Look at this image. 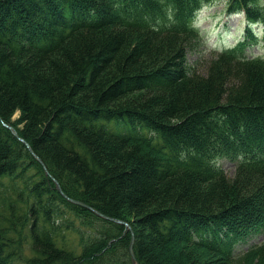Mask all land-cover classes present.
<instances>
[{
    "label": "trees",
    "instance_id": "16d2710c",
    "mask_svg": "<svg viewBox=\"0 0 264 264\" xmlns=\"http://www.w3.org/2000/svg\"><path fill=\"white\" fill-rule=\"evenodd\" d=\"M217 2L245 13L247 41L201 71L193 20ZM253 22L264 0H0V264H133L127 226L70 202L4 122L68 196L132 225L139 264L178 246L192 264H264V241L237 253L264 228Z\"/></svg>",
    "mask_w": 264,
    "mask_h": 264
},
{
    "label": "rangeland",
    "instance_id": "374dc122",
    "mask_svg": "<svg viewBox=\"0 0 264 264\" xmlns=\"http://www.w3.org/2000/svg\"><path fill=\"white\" fill-rule=\"evenodd\" d=\"M196 24L199 29L205 36L206 44L200 46L195 52H190L188 54L189 61L191 63H195L198 61L200 66V70L203 71L206 68V62L212 58L213 52L218 50L219 47H227L231 44H235L238 40L244 37V27L246 25L245 15L243 13H235L229 14L228 8L224 2H217L212 4L211 6L205 7L198 14L196 19ZM222 33V34H220ZM262 35V34H261ZM224 36V38H223ZM264 52L263 48H259L257 45H251L247 49L248 55H258ZM198 64L196 66H198ZM21 116V112L17 111L11 116L12 122L18 121ZM114 119L112 121H116ZM7 123V122H6ZM13 125L14 123H8ZM19 127H22L23 124L19 123ZM108 127L113 130L116 128L114 122L111 123V127L109 123H107ZM16 129L17 127L13 125ZM18 131V129H17ZM218 164L224 168L227 174L232 177L236 171L237 161L228 158H221L218 161ZM132 217L131 215H128ZM134 232V229H133ZM136 237V236H135ZM80 239L76 235L70 234L68 236L67 241L69 247L80 248ZM264 241V228H260L259 230H254L247 239L237 246V253L244 252L250 245L254 243H261ZM60 244H66L59 241ZM67 245V246H68ZM171 245L170 247H172ZM182 248L179 246L177 248L172 247V249L163 250L165 264H192L185 254L181 252ZM181 252V253H180ZM198 263H203V261H211L212 259L215 261L216 257L211 258L213 256L207 255L206 253H198ZM197 259V258H196ZM231 264H255L250 260L245 262L234 261Z\"/></svg>",
    "mask_w": 264,
    "mask_h": 264
},
{
    "label": "water",
    "instance_id": "95a60500",
    "mask_svg": "<svg viewBox=\"0 0 264 264\" xmlns=\"http://www.w3.org/2000/svg\"><path fill=\"white\" fill-rule=\"evenodd\" d=\"M4 125L9 128L13 134L19 139L21 140L23 143H25V145L28 147V149L31 151V153L34 155V157L42 164L45 172L47 175H49L50 177H52V179L54 180V182L56 183V188L57 190L62 193L63 196H65L70 202L72 203H75V204H78V205H81L83 207H86L92 211H94L97 215H99L100 217L104 218V219H107V220H110V221H114V222H117V223H120V224H123L125 226L128 227V229L132 232L133 234V239H132V242H131V245H130V252H131V255H132V260H133V264H139V261L135 255V241H136V237H135V233L133 232V227L132 225L127 222V221H124L122 219H119V218H115V217H111V216H108L100 211H98L97 209H95L94 207L88 205L87 203L83 202V201H80L78 199H75V198H72L70 196H68L62 189L61 187V184L59 183V181L53 177L51 175V173L49 172L45 162L43 161V159L33 150V148L31 147L30 143L28 141H26L23 137L20 136L19 132L17 131V129L11 125V124H8L6 122H4Z\"/></svg>",
    "mask_w": 264,
    "mask_h": 264
}]
</instances>
